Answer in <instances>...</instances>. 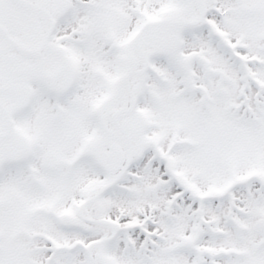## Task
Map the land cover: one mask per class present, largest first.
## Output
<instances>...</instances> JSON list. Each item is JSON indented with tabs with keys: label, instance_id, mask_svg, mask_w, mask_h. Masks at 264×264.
I'll use <instances>...</instances> for the list:
<instances>
[{
	"label": "snow or ice",
	"instance_id": "1",
	"mask_svg": "<svg viewBox=\"0 0 264 264\" xmlns=\"http://www.w3.org/2000/svg\"><path fill=\"white\" fill-rule=\"evenodd\" d=\"M0 264H264V0H0Z\"/></svg>",
	"mask_w": 264,
	"mask_h": 264
}]
</instances>
